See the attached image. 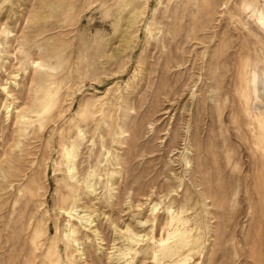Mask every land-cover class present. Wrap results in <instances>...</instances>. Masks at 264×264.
<instances>
[{
	"label": "rangeland",
	"instance_id": "obj_1",
	"mask_svg": "<svg viewBox=\"0 0 264 264\" xmlns=\"http://www.w3.org/2000/svg\"><path fill=\"white\" fill-rule=\"evenodd\" d=\"M0 264H264V0H0Z\"/></svg>",
	"mask_w": 264,
	"mask_h": 264
}]
</instances>
